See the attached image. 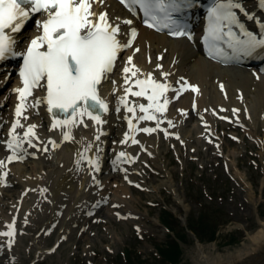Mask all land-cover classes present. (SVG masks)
I'll list each match as a JSON object with an SVG mask.
<instances>
[{
  "label": "snow or ice",
  "instance_id": "1",
  "mask_svg": "<svg viewBox=\"0 0 264 264\" xmlns=\"http://www.w3.org/2000/svg\"><path fill=\"white\" fill-rule=\"evenodd\" d=\"M191 2L192 0H120L133 15L139 10L146 27L157 31L168 29V34L187 36L188 39H192L191 34L174 14ZM94 3H103V0H0V61L9 56H22L18 72L21 86L14 89L18 101L15 115L18 119L9 131L7 148L12 154L7 157V163L23 159L17 155V149L21 148L22 143L35 147L32 139L36 138V125L26 128L23 140L19 135H14L17 128L24 127L19 118L23 116L27 119L24 113L28 107L39 108L46 105L47 112L52 116L51 130L59 128L65 141L72 139L73 128L88 126L85 118L94 125L105 123L101 114L108 112V105L100 95V86L103 81L109 80L120 54L133 46L138 32L134 27L122 32L121 24L131 26L133 21L124 19L114 24L106 12L97 13L92 10ZM237 10L244 11L240 0H214L213 5L208 8L203 42L211 58H225L229 55L239 58L264 49V36L258 38L244 30L239 23ZM37 13L45 15V19L36 21L40 34L31 39L25 51L17 52L16 40L12 34L21 32L25 23ZM234 26L240 28L239 34L233 31ZM138 51L136 48L133 55ZM161 75L166 78L169 74L164 72ZM122 76L125 94L119 103L127 112L132 113L130 118L125 117L129 133L143 131L151 134L156 128L139 129L136 125L148 120L156 121L157 128L159 127L160 119L157 114L162 115L167 110L170 101L165 94L170 90V85L155 79L150 72H143L133 64L132 56L127 58ZM111 83L115 84L116 81ZM185 86L198 92L187 81ZM37 90L43 95H35ZM183 90L186 88L180 91ZM129 96L143 98L148 103L145 105L133 102L130 105ZM178 96L179 91L177 98ZM137 109L142 115H136ZM116 110L119 111L120 108ZM168 123L171 125L172 122ZM129 133H125V139L121 143H126L130 138L132 143H137ZM96 139H99V135ZM50 143L56 146L55 141ZM119 155L124 157L126 154ZM89 162L94 164L93 161ZM4 167L5 161L0 160V169ZM6 176L7 172H3L0 180ZM7 227L9 230L0 235L11 238L14 236V225ZM9 244L11 245V240Z\"/></svg>",
  "mask_w": 264,
  "mask_h": 264
},
{
  "label": "rangeland",
  "instance_id": "2",
  "mask_svg": "<svg viewBox=\"0 0 264 264\" xmlns=\"http://www.w3.org/2000/svg\"><path fill=\"white\" fill-rule=\"evenodd\" d=\"M245 90L246 100L251 103L256 119L260 104L255 88L251 86ZM187 121L179 131L184 135V145L159 140L153 145L158 147V152L151 148L149 154H144V161L150 167H144L145 172L139 171L136 175L145 185L142 190L125 186L121 188L123 192L118 188L112 189L114 197L126 195L120 201L122 209L135 213L134 220L116 217L110 210L102 209L100 214L94 216L95 220H86V231L74 233L53 252L45 251L37 261H31L34 253L31 242L33 235L27 234L16 247L18 264H129V260L136 262L139 259L146 260L145 264H169L156 250V244L167 239V232L157 225L162 208L169 209L174 215L184 216L188 222L192 219L195 225V218L202 210L203 222L217 228V239L204 242L203 250L207 251V246L213 243L217 250L223 251L245 240L246 232H252L258 226L256 218L264 219V183L260 182L264 178V121L257 118L252 123L254 137L261 136V143L251 140L241 131L237 132L238 141L235 143L230 133L223 137V142L217 141L226 153L225 159L218 157L213 150L214 144L200 143L197 131L190 124L187 125ZM35 161L13 168L10 181L19 184L10 188L22 187L27 180L39 178L35 172L40 162ZM225 161L230 173L235 171L244 178L242 184L230 179L223 166ZM244 187L249 188L251 195ZM61 194L65 201L69 198L65 191ZM1 195L3 193H0V219H5L7 207L1 204L5 203ZM203 203L205 206L201 207ZM239 224H243V227ZM180 226L175 225V230L181 229ZM205 227L200 226L199 229L206 232ZM26 229L31 233L35 231ZM56 232L57 228L50 234L38 237L41 239L39 243L44 244L42 247L47 248L52 244ZM230 234L239 241L227 246L217 244L227 240ZM187 237L188 241L182 242L181 261L177 264H197L200 259L201 251L189 234ZM135 264L141 263L137 261Z\"/></svg>",
  "mask_w": 264,
  "mask_h": 264
},
{
  "label": "bare ground",
  "instance_id": "3",
  "mask_svg": "<svg viewBox=\"0 0 264 264\" xmlns=\"http://www.w3.org/2000/svg\"><path fill=\"white\" fill-rule=\"evenodd\" d=\"M105 5H108L107 0ZM114 6V3H111L108 7L111 13H113ZM237 14L240 17V20L248 18V15L240 12L239 10ZM134 47L138 48L139 51L135 52L136 54L133 55V58L137 63L141 65V69H149L152 65L151 62L147 64V56L149 57V59L151 57L152 62H154V59H156V56L158 54H163L162 58L163 61L166 62V64H168L170 60H174L173 64H175L178 59L179 61L187 60L186 64H189L188 73L183 72V63L181 62L179 65H176V73L186 74L192 86L195 84L198 85V92L196 94L197 104H204L206 102L212 103V100L206 101V97H204V89L206 88V82L208 77H218L219 81L217 82V85L215 82V85L212 84V88H214L211 89L215 103L221 100L219 94H222V92H224V86L226 87V90H230L232 88L237 87L243 88L246 94V87H248V85H251L255 88V94L256 96H258V101L261 102V105H263L264 107V75L260 74L256 69H246L245 67L241 66H220L218 64H215L214 62L204 59L199 53L198 47L194 48L193 45L185 42L183 38L170 39L165 37L163 34H159L143 28H141L140 30V34L137 40L135 41ZM190 57L192 58V61L188 62L190 61ZM118 72V80H123L121 78L122 72ZM249 74H251V76ZM258 74L259 79L257 80L256 78L258 77ZM112 76L105 85L108 88L116 89L117 87L111 83ZM164 81L168 83L167 80L164 79ZM178 83L179 82H172L171 86H175ZM221 86L223 87L221 88ZM120 87L119 90L124 92V90H121ZM102 92L104 94V88L102 89ZM189 98V90H187L185 93H183L181 99L179 98L178 100H186ZM128 99L130 105L133 102L136 104L144 103L145 105H147V100H144L143 98L129 96ZM119 100L117 101L118 107L120 108L119 113L114 112L116 116L110 115V118H117L121 116L123 120V125L125 127V132L129 133L128 120L125 119V117L130 118L132 116V113L127 112L125 108L119 103ZM34 108L35 107H31L30 109L32 110ZM29 111L30 110L26 112V117L29 116ZM32 111H35L37 114L42 116L43 119L41 121L45 126L46 116L42 108H39V110L36 109ZM260 111H262V109H260ZM136 115H142L138 109ZM39 117H34L32 118V120L27 121L34 125V122L32 121H40ZM168 117L173 118L175 121L177 119L176 115L172 112L168 114ZM51 123L52 122L47 121V126H45V129L46 132H50L52 134V141H55L56 147L52 146L55 148V150L51 153L52 158L49 164L50 171H45L44 173L45 178L50 173V176L48 177V180L50 179V181L47 183L46 187H48V192L50 193V197L53 198V200L61 194V190H64L65 192L70 191L72 195V198L70 200L72 204L71 209H73L71 214L72 216H75V214H77L79 209L82 207L79 205L88 203L92 199V197L87 194L92 192L94 186L92 184L85 185V183L87 182L86 180L89 179V175L86 172L80 179H78L76 183L72 181L75 177H77L74 174L73 169L79 166V162L81 160H86L84 159V157L88 154V152H90V149L95 151V149L98 148L99 152L105 149V141L107 140V138L99 135V131L101 129L100 126L94 125L92 121L85 119V123L88 126L84 127V125H79L78 127L73 128L71 133L72 139L69 142L60 145L59 141H61V130L59 128L51 130ZM111 123L112 122L110 120V122L108 123L109 126L111 125ZM133 123L135 124L136 121H133ZM145 125H150L152 128H155V126L153 125V121L148 120L139 122L136 127L142 129ZM120 126H122V124L117 123L115 128L118 129ZM115 128L113 129L112 133L115 132ZM135 132L136 135L134 136V138H140L148 146L155 140V138H152L151 135L143 134L142 131ZM129 134H134V132ZM98 135L99 139H96ZM119 137H121V134L119 135ZM94 143L96 144V146L92 147ZM47 144L49 143L46 142L44 148H42L43 150L47 147ZM116 146L117 143H115L114 147ZM6 153L7 149L5 150V152L0 153V160H3L5 158ZM83 164L84 163H82L81 165ZM70 166H72L71 171H69L68 169ZM86 168L87 171H89V168ZM238 176V173L235 172V177L238 178ZM4 180L5 179L0 180V183L2 184ZM244 189L248 194L251 195L249 188L244 187ZM121 201H123V198ZM25 208H27L26 201L24 202L23 209ZM66 214L67 211L65 210L62 216H57V219H59L63 228H66ZM256 221L258 222V226L252 232H246L245 240H243L239 245L235 247L225 248L223 251H219L215 248V245L211 243L209 246H207L208 250L206 251L201 248L202 246L196 244L197 248L201 251V256L197 264H264V219H258L257 217ZM48 222H51L49 217H47L46 221L41 224L45 225V223ZM71 224L72 222L66 229H68ZM239 225L243 227V224ZM32 242L36 243L38 241L34 239V241ZM39 251L42 250L39 249Z\"/></svg>",
  "mask_w": 264,
  "mask_h": 264
},
{
  "label": "trees",
  "instance_id": "4",
  "mask_svg": "<svg viewBox=\"0 0 264 264\" xmlns=\"http://www.w3.org/2000/svg\"><path fill=\"white\" fill-rule=\"evenodd\" d=\"M203 215L204 213L202 212L201 214H199V216L196 219V225L195 222H192V220H189V226L195 231L197 237L201 240H212L214 238V232H215V227L214 225H212L211 227L206 225L203 222ZM162 220L165 221L166 223H169L171 221V217L170 214L166 211H163L162 214ZM195 225V226H194ZM202 226V228H207L206 232H204L203 229H199V227ZM178 236L180 237V239H184L185 238V234L184 233H178ZM233 238H230L229 241H233ZM168 246L166 248H162L161 251L163 253V255L168 258L172 263H175L178 260V256L181 252V248L180 245L178 244V242L173 241L171 243L167 244Z\"/></svg>",
  "mask_w": 264,
  "mask_h": 264
}]
</instances>
